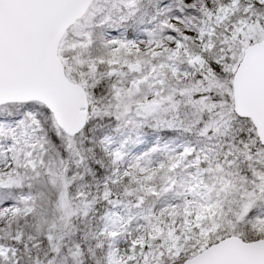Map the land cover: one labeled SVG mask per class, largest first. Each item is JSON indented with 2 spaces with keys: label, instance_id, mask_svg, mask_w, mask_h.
I'll return each mask as SVG.
<instances>
[{
  "label": "snow or ice",
  "instance_id": "obj_1",
  "mask_svg": "<svg viewBox=\"0 0 264 264\" xmlns=\"http://www.w3.org/2000/svg\"><path fill=\"white\" fill-rule=\"evenodd\" d=\"M0 264H264V0H0Z\"/></svg>",
  "mask_w": 264,
  "mask_h": 264
}]
</instances>
